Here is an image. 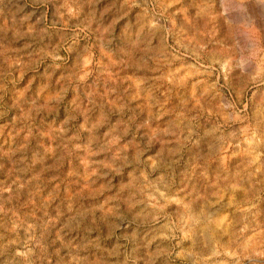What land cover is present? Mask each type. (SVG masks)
Returning a JSON list of instances; mask_svg holds the SVG:
<instances>
[{
  "label": "rangeland",
  "instance_id": "374dc122",
  "mask_svg": "<svg viewBox=\"0 0 264 264\" xmlns=\"http://www.w3.org/2000/svg\"><path fill=\"white\" fill-rule=\"evenodd\" d=\"M0 264H264V0H0Z\"/></svg>",
  "mask_w": 264,
  "mask_h": 264
}]
</instances>
